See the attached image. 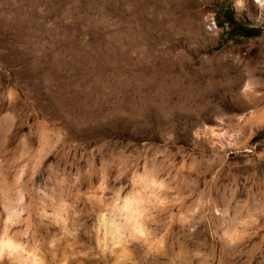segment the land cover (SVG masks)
Instances as JSON below:
<instances>
[{"label": "rangeland", "instance_id": "rangeland-1", "mask_svg": "<svg viewBox=\"0 0 264 264\" xmlns=\"http://www.w3.org/2000/svg\"><path fill=\"white\" fill-rule=\"evenodd\" d=\"M0 264H264V0H0Z\"/></svg>", "mask_w": 264, "mask_h": 264}]
</instances>
